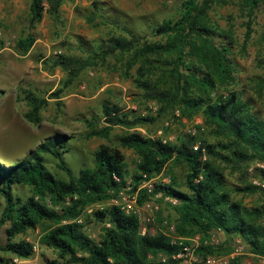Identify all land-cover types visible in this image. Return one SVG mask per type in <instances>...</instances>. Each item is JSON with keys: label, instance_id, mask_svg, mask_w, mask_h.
<instances>
[{"label": "trees", "instance_id": "trees-1", "mask_svg": "<svg viewBox=\"0 0 264 264\" xmlns=\"http://www.w3.org/2000/svg\"><path fill=\"white\" fill-rule=\"evenodd\" d=\"M64 1L32 0L30 28L35 29L42 21L46 6L58 16ZM229 1L186 0L177 18L152 24L146 33L121 25L116 19L109 21L105 8L99 2L93 3L90 21L111 22L120 33L113 34L88 58L60 55L50 61L67 72V89L85 69L116 58L121 64L120 74L133 79L146 103V114L137 116L104 103L100 119L106 126L91 131L88 137L108 139L116 127L132 129L159 119L193 121L202 117L218 141L184 135L172 143L127 132L118 142L138 155L133 173L128 171L120 149L103 145L94 153L93 165L84 166L75 174L67 160L68 155L72 156L71 142L62 134L43 142L21 161L7 164L0 157V231L4 229L6 236L0 251L10 257L1 258L0 264L32 258L35 246L21 236L38 227L43 229L40 244L52 248L63 264H181L171 258L180 251V246L165 232V222L173 223L174 236L184 239L196 236L206 239L213 232H223L226 241L219 247L200 244L197 254L202 259L232 254L237 240H241L250 255L264 257V208H246L232 198L234 191L256 193L261 188L252 185L230 188L220 165L264 163V115L242 92L235 90L240 82L239 65L233 47L227 42L229 31L210 18L215 5ZM261 1L247 0L249 17ZM246 28L245 44L251 37L250 22ZM222 37L224 40L218 42ZM35 42L33 34L20 37L16 50L27 56ZM64 92V88H59L49 97L27 92L25 100L30 110L26 119L40 125L42 111L51 100L61 105ZM151 105L156 108V116L150 114L154 109L149 108ZM196 141L201 143L199 150L194 149ZM46 157L56 161L69 179L58 178ZM179 166L185 171L182 182L172 175L170 184H156L151 193L141 188L144 176L155 178ZM19 186L29 189L27 198L15 194ZM129 187V192L138 193L139 206L152 201L162 204L158 194L177 200L175 206L167 204L175 219L166 218L159 210L154 220L158 229L143 235L139 216L128 213L122 205L95 209L99 204L118 199ZM88 210H92L89 215ZM88 220L103 225L99 240L88 234ZM161 255L168 260L163 262ZM242 263L237 256L229 264Z\"/></svg>", "mask_w": 264, "mask_h": 264}, {"label": "rangeland", "instance_id": "rangeland-1", "mask_svg": "<svg viewBox=\"0 0 264 264\" xmlns=\"http://www.w3.org/2000/svg\"><path fill=\"white\" fill-rule=\"evenodd\" d=\"M186 0H65L58 16L49 11L35 29L30 28V5L32 0H0V157L7 164L21 161L31 150L58 134L66 135L67 142H71L72 156L67 160L71 169L78 174L84 166H92L94 153L103 145L116 147L122 151L128 171L133 173L138 162V155L133 149L123 148L118 139L127 132H139L144 136H152L176 143L180 136L188 135L199 139L218 141L211 129L205 124L202 117L193 121L186 119H159L155 123H147L136 128L127 129L116 127L110 138L92 137L88 135L93 130H101L106 126L100 119L104 103H111L123 109V112L145 116L146 103L139 96V91L133 79L124 78L120 74V66L116 58H110L106 63L85 69L76 81L65 89L68 74L60 67L54 66L51 59L64 55L66 57L88 58L97 51L113 34L120 32L111 22L104 23L100 19L90 21L94 10L93 3L99 2L104 7V14L111 21L116 19L121 25L131 26L137 31L148 32L152 24L167 19L177 18L182 3ZM215 25H220L229 31L227 42L233 47L235 60L239 65V85L235 90L242 92L245 99L250 100L255 109L264 115V0L257 6L252 17L248 14L247 0H230L226 4H217L210 13ZM251 23V37L245 44L246 25ZM33 34L36 42L27 56L20 55L16 50L17 40ZM224 37L218 39V42ZM245 45V49H244ZM243 48V49H242ZM48 64L46 65V62ZM59 88H64V97L58 101L51 100L50 105L42 111V122L35 125L26 119L29 106L25 94L33 91L39 96L49 95ZM149 108H154L151 105ZM156 116V108L151 113ZM178 115V112L176 113ZM99 120V122H96ZM134 120V114L131 116ZM198 141H201L199 140ZM196 141V145H201ZM48 164L58 178L68 180L67 174L57 167V162L50 157ZM224 168L225 176L230 188H241L246 185L260 187L256 193H241L234 191L232 198L246 208H264V163L256 161L248 165L220 163ZM162 175L157 176L156 184H170L171 176L178 177L182 182L185 171L183 166L171 167ZM243 168V169H238ZM248 168V169H244ZM164 180H167L166 182ZM130 179L128 183H130ZM15 194L23 198L30 195L26 187H16ZM124 196L130 202L131 194ZM162 204L157 203L163 216L170 220L175 214L165 199L159 198ZM119 201H110L108 204H99L95 209H103ZM155 202V201H154ZM0 203L2 198L0 197ZM172 206H175L171 204ZM92 210H88L87 215ZM157 212L146 213L145 225L152 231L158 229L155 221ZM165 232L175 235V225L165 222ZM103 225L90 221L86 223L88 234L95 240L100 239ZM43 229L29 230L23 239L35 246V255L29 260L14 259L11 264H63L57 253L49 247L40 244ZM215 235L220 245L226 237L223 232H213L209 240ZM204 240V241H203ZM6 241L4 229L0 231V245ZM236 243V241H235ZM219 245V246H220ZM218 246V247H219ZM235 246V245H234ZM233 246V247H234ZM220 255L218 257H226ZM242 264H262L260 259L250 255L245 249L240 255ZM10 257L0 251V259ZM187 264V263H181Z\"/></svg>", "mask_w": 264, "mask_h": 264}, {"label": "built area", "instance_id": "built-area-1", "mask_svg": "<svg viewBox=\"0 0 264 264\" xmlns=\"http://www.w3.org/2000/svg\"><path fill=\"white\" fill-rule=\"evenodd\" d=\"M195 150L200 149V145H196L194 147ZM203 152H205V149H202ZM158 177L155 178H147V176H144L143 184L141 185V188L146 189L149 193H151L156 185ZM165 182L167 180H164ZM264 187V185H263ZM131 190V187L127 189L126 193L131 194L130 202L127 200V198L124 196L125 192H122L120 194V197L118 199H115L113 201H119L118 203L115 202L116 205H122L124 209L128 213L134 212L137 214L142 221V234L145 235L148 230L152 231L148 225H145L146 218H144V214L146 213H155L160 210L159 205L152 201V202H146L143 206L138 205V193H131L129 192ZM157 198H163L166 202H170L173 205L178 204V201L171 198V197H164L162 194H158ZM148 221L154 222L153 217H149L147 219ZM152 232H155L152 231ZM167 233V232H166ZM168 234V233H167ZM171 236L173 243L180 246V251L174 255L171 256L172 260L175 261H181L182 263L187 264H229L230 261L242 254H244L246 246L241 242V240H237L234 246V251L232 254L226 256V257H218V256H208L204 259H202L198 254L197 250L200 244L202 243L200 241V238L194 237L191 239H184L182 237H177L171 234H168ZM204 244L211 245L213 247H218L220 245L219 239L213 235L209 240L205 241ZM162 261L165 262L168 260V257L166 256H160ZM260 259L261 263L264 264V257H258Z\"/></svg>", "mask_w": 264, "mask_h": 264}]
</instances>
